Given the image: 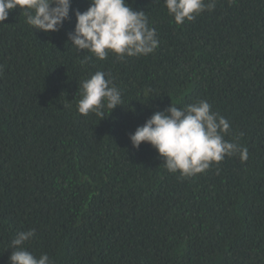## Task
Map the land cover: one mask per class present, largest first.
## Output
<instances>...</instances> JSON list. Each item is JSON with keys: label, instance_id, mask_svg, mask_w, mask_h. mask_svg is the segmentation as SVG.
Listing matches in <instances>:
<instances>
[{"label": "trees", "instance_id": "16d2710c", "mask_svg": "<svg viewBox=\"0 0 264 264\" xmlns=\"http://www.w3.org/2000/svg\"><path fill=\"white\" fill-rule=\"evenodd\" d=\"M127 3L156 29L152 54L100 61L71 47L89 0H71L58 32L32 30L19 8L0 23V262L35 230L26 250L51 264H264V0H215L182 25L163 0ZM97 71L122 96L102 120L77 111ZM197 101L229 121L246 161L182 179L132 147L155 112Z\"/></svg>", "mask_w": 264, "mask_h": 264}, {"label": "clouds", "instance_id": "9594fccd", "mask_svg": "<svg viewBox=\"0 0 264 264\" xmlns=\"http://www.w3.org/2000/svg\"><path fill=\"white\" fill-rule=\"evenodd\" d=\"M89 4L86 11H75V28L68 35L71 47L90 54L87 59L103 61L110 54L117 59L147 56L159 46L147 14L133 10L127 0H89ZM163 7L176 25H182L214 10L215 0H163ZM17 8L32 30L54 33L69 19L71 0H0V23L12 26L9 13ZM78 93L77 111L84 116L95 114L102 120L105 109L112 112L122 106L121 91L102 71L81 81ZM229 133V121L207 101H197L183 108L171 103L137 127L129 139L137 150L141 144L150 145L168 173L183 179L207 171L226 156L239 154L241 161H246L248 149L236 140H226ZM34 236L35 230L18 232L11 241L9 260L0 264H51L47 254L37 257L26 250Z\"/></svg>", "mask_w": 264, "mask_h": 264}]
</instances>
